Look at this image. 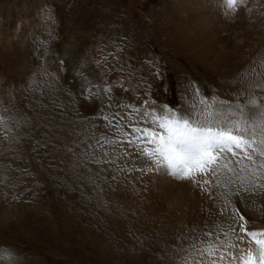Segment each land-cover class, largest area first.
<instances>
[{
	"label": "rangeland",
	"instance_id": "obj_1",
	"mask_svg": "<svg viewBox=\"0 0 264 264\" xmlns=\"http://www.w3.org/2000/svg\"><path fill=\"white\" fill-rule=\"evenodd\" d=\"M192 1L0 0V81L1 85L12 77L16 81L10 97L0 94V111L10 114L3 116L12 117L6 121L13 128L12 135L21 136L11 148L2 142L0 134V144L5 149V155L0 154V186L4 189L0 196H4L6 202L2 204L4 210L13 218L8 223L2 221L5 224L0 228V253L5 251L0 255V264H185V258L190 264V229L170 235L150 231L151 235L142 229L135 237L139 240L149 237L154 242L146 244L148 239L144 240L142 246H138L139 253L128 251L125 245L118 243L99 242L91 246L74 239L72 235L75 233L81 237L79 228L75 224L71 228V220H67L75 217L74 198L68 200L71 206L63 215L60 206L61 194L69 179L65 174L68 172L71 177L72 171L74 177L77 168L72 169L75 165L71 163L63 172L60 160L65 164L68 162L60 158L69 157L70 150L66 156L60 150H53L58 146V140H55L51 127L53 121L58 124L77 121L71 124L76 131L77 123L84 127L81 121L94 122L104 105L114 101V92L110 94V100L104 93H90L89 99L84 98L75 83H88L86 77L95 74L97 80L94 84L98 83L100 87L108 84L140 99V102L147 101L148 105L161 109L170 105L177 111L188 113L200 98L195 92L197 87L201 96L217 97V103L237 99L242 102L244 97V101L251 97L240 90L241 86L262 79L263 85L259 89L264 95V75L253 78L244 77L250 73L241 75L258 68L262 72L264 58L253 55L248 66L250 60L247 63V57L240 59L239 64L244 65L238 76L220 73L218 67L216 71L209 62H204L187 32L190 19L202 14ZM255 3L259 1L255 0ZM34 4H38L35 11ZM245 9L246 6H242L237 12L248 15L250 12ZM259 11L263 20L264 2ZM32 18L35 23L30 29L28 24ZM13 20H16L13 22L16 28L9 38L15 41V45L6 47L3 31ZM192 30L193 35L196 29ZM228 45L235 48L234 42ZM263 50L264 47L260 46L256 54ZM245 52L248 54L250 50L245 48ZM59 54L64 57L63 61ZM105 56H108L107 60ZM113 66L116 69L123 66L124 71H110ZM229 77H233L232 80ZM256 95L257 92L252 98ZM80 100L93 103L96 110L84 114L77 103ZM256 100L262 105V101ZM56 117H63V120L58 122ZM97 121L99 125L104 122ZM256 134H264V129H258ZM40 150L44 155H40ZM45 200L50 202L45 203ZM39 207L43 210L39 211ZM44 210L48 217H42ZM250 218L252 227H255V217ZM45 221L50 223L53 233L48 240L39 237L41 233L45 234ZM116 238L123 243L122 234L116 233ZM168 246L171 249L165 252Z\"/></svg>",
	"mask_w": 264,
	"mask_h": 264
},
{
	"label": "bare ground",
	"instance_id": "obj_2",
	"mask_svg": "<svg viewBox=\"0 0 264 264\" xmlns=\"http://www.w3.org/2000/svg\"><path fill=\"white\" fill-rule=\"evenodd\" d=\"M254 1L255 0H247V4L245 5V10H247V13L249 12L248 9L252 8ZM257 1H259V3L253 4L252 11L248 13V15L240 12L224 15V11L222 9V0H197L196 3L195 0L192 1V5L197 6L196 10L201 11L202 14H196L197 16H194L192 19H190L188 25L190 26V29H187V32L190 33V38L194 43L193 45L197 47V49H195L204 59V62H209L210 66L215 70L218 67L220 73H227L226 75L233 73V76L234 74L238 76L241 67L244 65L241 63L242 66H240V59L242 61L247 57L248 63L250 57L253 55L255 58H264L262 56L264 55V50L256 54V51L258 48H260V46L264 47V19L262 20L259 11L264 0ZM36 5L38 4H34L33 6L34 11L38 8ZM223 16L226 18H223ZM15 21L16 20H13L10 23L8 22L3 31L6 47H9V44L15 45V41H12L11 39L13 28H16L15 24H13ZM34 23V18H32L31 23L28 24L30 29H32L30 26ZM47 25L49 26V24ZM29 28H27V30ZM192 28L196 29L193 35L191 34L193 31ZM9 36L11 37L9 38ZM8 38L10 40H8ZM24 40L26 42V39ZM229 42H234L235 48H231L228 45ZM24 43L22 45H24ZM245 48L250 50L248 54L245 52ZM59 58L62 61L64 60V57H62L60 54ZM24 60H26V56ZM251 60L246 66L251 64ZM253 67H255V65ZM247 73L250 74L245 75ZM241 75H245L244 77L247 78H253L257 75H264V68L262 69V72L260 68H258L252 71H247ZM71 77L73 76L71 75ZM86 78L90 84H94L97 80L94 75H89V77L87 76ZM232 78L233 77H231L230 80H232ZM15 82L16 81L14 77H12L8 83L3 85H1L0 81V94L10 97L14 92L13 88L16 86ZM75 84L80 90H82L81 84L84 83L77 81ZM96 84L100 86V84ZM261 85H263L262 79L260 81H253L248 84V86L245 84L241 86L240 90L242 92H247L248 94L245 95L250 96L251 98L253 97L252 95L256 94L257 92L258 95H256L254 98L262 101V105H264V95L260 93L261 91L259 89ZM114 93L116 95H114L115 99L113 103H122L125 105L138 104L139 106H142L130 96H125L123 93L118 91H114ZM260 94L262 96H259ZM239 97L241 98L242 96ZM38 99H40V97ZM77 103L78 106L81 107L80 110L84 114L93 112L97 108L94 107V104L92 103V105L90 102L80 100ZM156 109L160 110L159 108ZM86 116L87 115H85L84 118ZM56 120L61 122L63 117H56ZM74 122L68 120L65 124H58L56 121H53L51 128H54L53 131L55 140H58V146L61 147L59 149L58 146H56V148H53V150L56 152L60 150V153H64L65 156L67 150H70L69 157L60 158L68 162V164H65L62 160H60L63 172L71 163L75 165V167H72V169L77 168V172L75 173L74 177H72V174L74 175L72 171L70 172L72 173L71 177L69 176L68 172H66V174L64 173L65 176L67 175L69 177V179L66 181L64 190L61 194L62 204L60 208L62 212L61 215H63L65 212H67L68 206L70 205L68 200L74 198L72 205L75 209V217H68L67 220H71L69 223L71 228L74 224L79 228L80 234L78 235L81 236L83 240L81 237H78L76 233V236L72 235V237L80 241L81 244H89L94 246L99 242H105L108 244L118 243L125 245L128 251H137L139 253L138 246H142L144 240L149 238L148 237L147 239L139 240L135 237L136 234L142 231V229L146 230L149 234H151L150 231H152L155 233L162 232L165 235H170L174 232H185L187 229H190V248L193 242L198 243L195 238L200 236L204 230L205 220H207L209 225H212L213 223H219L224 228L225 232L229 231L228 225L231 223V221L218 215V209L224 207L223 199L217 197L215 200H213L207 195H201V193L197 189L193 188L190 183L175 180L167 174L166 170L161 169L159 172L145 173L143 176H141L139 172H133L130 175L120 174L121 178L118 183L111 182L110 179H106V176L110 178L112 173H105L104 171V169L107 167V165L104 164V160L108 158L105 156V151L109 153V156H118L120 155V149L117 148L116 151L113 152L111 146H106L104 148L99 147L96 145V141L88 136L86 125L83 127L77 123V126L75 125V131L73 128H71V124ZM93 124L99 125L96 119L92 123H87L88 126ZM74 131L76 132L75 135H73ZM96 131L97 133L104 132L105 129L98 128ZM18 137L21 139V136ZM72 138H75V140L71 141ZM71 142H73L74 145H72ZM90 144L92 145L91 147H89ZM1 145L2 144H0V154H3L5 149ZM66 146H68L67 149ZM40 152V155H44L41 150ZM35 153L37 154V152ZM97 161H99V163H97ZM127 164L133 168H144L148 166V161L138 152L131 151L127 159ZM2 189L3 187L0 186V192L4 190ZM233 201L236 208H238L249 221L250 229H264V194L256 197H249L244 202H241L238 197H234ZM46 202H50V200H45V203ZM3 203H6L4 196H0V228L3 224H5L2 221L8 223L13 219L9 216V213L4 210V205H2ZM261 204L262 206H260ZM47 205L49 204L47 203ZM38 209L39 211L43 210L42 207H39ZM43 212L44 214H42V217H48L47 212L45 210ZM251 216L253 218L255 217V221L257 223L255 227H252L250 220ZM46 221L44 222L45 232H43L45 234L43 235L41 233L39 235V237L44 240H48V236L53 234L51 227H49L50 223H47ZM53 223L56 225L58 222ZM61 225L62 224H60V227ZM115 227H118L119 229L115 230ZM70 231L72 232V229ZM116 233L122 234L124 239L123 243L121 240L116 238ZM67 235L68 233H64V236ZM50 237L53 238V236ZM221 239H225L226 243H228V240L235 242V237H233L231 233H229V236L226 238L222 236ZM151 240L152 239H148L146 244H153L154 241ZM167 249H169V246L164 251L166 252ZM159 250L160 249L157 251ZM190 264H194L192 257H190Z\"/></svg>",
	"mask_w": 264,
	"mask_h": 264
},
{
	"label": "snow or ice",
	"instance_id": "obj_3",
	"mask_svg": "<svg viewBox=\"0 0 264 264\" xmlns=\"http://www.w3.org/2000/svg\"><path fill=\"white\" fill-rule=\"evenodd\" d=\"M246 4L247 0H222V9L225 14H235ZM109 70L124 71L123 66ZM81 88L85 99L90 98V93H104L110 100L113 91L108 84L100 87L84 83ZM195 92L200 98L192 104L190 113L170 105L160 110L149 108L147 101L143 106L108 102L94 117L103 124L81 123L96 145L111 146L113 152L120 149L118 156H109L105 151L108 158L104 160V171L112 173L110 178L106 176L111 182L118 183L120 174L139 172L143 176L163 169L175 180L190 183L201 195L223 199L224 207L218 209V215L231 221L229 231L205 220L204 230L195 238L198 243L191 244L194 264H264V229H250L249 221L233 201L234 197L244 202L264 194V135L256 134L258 129H264V105L255 98L217 103L215 96H201L198 87ZM10 118L0 116V134L2 142L11 146L18 142V136L12 135L13 128L6 122ZM98 128L105 131L97 133ZM131 151L145 157L148 166H129ZM229 233L235 242L221 239Z\"/></svg>",
	"mask_w": 264,
	"mask_h": 264
},
{
	"label": "built area",
	"instance_id": "obj_4",
	"mask_svg": "<svg viewBox=\"0 0 264 264\" xmlns=\"http://www.w3.org/2000/svg\"><path fill=\"white\" fill-rule=\"evenodd\" d=\"M95 76H96V74H95Z\"/></svg>",
	"mask_w": 264,
	"mask_h": 264
}]
</instances>
